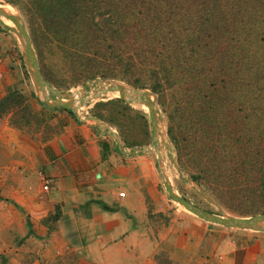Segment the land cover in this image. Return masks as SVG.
Listing matches in <instances>:
<instances>
[{
    "label": "rangeland",
    "instance_id": "1",
    "mask_svg": "<svg viewBox=\"0 0 264 264\" xmlns=\"http://www.w3.org/2000/svg\"><path fill=\"white\" fill-rule=\"evenodd\" d=\"M37 1L44 7L41 6V12L36 15L30 7H24L25 0H0V6L10 5L15 10V16L29 36L43 80L61 95L63 101L74 102L77 109L72 114L87 124L93 123L88 118L97 119L123 150L139 156L142 162H149L152 177L147 174L148 179L142 184L149 193L146 211L151 231L156 233L171 225L178 230L187 221L200 219L176 204L165 184L175 195L221 218H247L232 213L207 187L192 180V176L197 175L195 170L182 168L178 163L177 148L169 136L168 109L152 92V73L142 71L156 66L158 60L150 58L149 54H141L151 48H117V43L114 45L102 37L103 24L100 23L108 18V13L104 14L108 1L87 0L83 3L92 10L88 16L99 24L96 33L95 28L85 29L79 23V16L73 15L80 4L61 0ZM113 4L117 8L124 5L120 0ZM15 32L12 22L0 18V204L9 200L7 196L13 189L11 170L6 168L13 153L6 145L8 141L17 136V141L22 140L24 148L28 149L48 141L60 128L53 123L56 115L48 104L54 103L56 96L36 87L23 41ZM132 65L139 71L127 70ZM115 83L152 94L158 117L156 136L144 101H125L118 92L97 96ZM76 92L81 93L83 101L75 100ZM197 128L201 130L200 126ZM48 223L47 233L38 236L28 219L16 228H4L0 219V264H119L115 260L90 262L80 258V248L75 244L64 246L54 237L53 214ZM157 263L170 264L164 256H158Z\"/></svg>",
    "mask_w": 264,
    "mask_h": 264
},
{
    "label": "trees",
    "instance_id": "2",
    "mask_svg": "<svg viewBox=\"0 0 264 264\" xmlns=\"http://www.w3.org/2000/svg\"><path fill=\"white\" fill-rule=\"evenodd\" d=\"M25 1L35 15L44 7ZM61 1L80 4L73 15L97 32L87 0ZM105 1L102 37L117 48H151L141 54L158 60L142 71L168 109L180 166L232 213L263 214L264 0Z\"/></svg>",
    "mask_w": 264,
    "mask_h": 264
},
{
    "label": "crops",
    "instance_id": "3",
    "mask_svg": "<svg viewBox=\"0 0 264 264\" xmlns=\"http://www.w3.org/2000/svg\"><path fill=\"white\" fill-rule=\"evenodd\" d=\"M51 111L60 127L51 139L28 149L17 136L6 144L13 150L6 162L13 189L0 204L4 228L28 219L43 236L53 214L56 240L75 244L80 258L90 262L158 264L164 256L170 264H264V231L201 219L178 230L171 225L151 231L149 193L142 184L151 176L149 162L123 150L100 122Z\"/></svg>",
    "mask_w": 264,
    "mask_h": 264
},
{
    "label": "water",
    "instance_id": "4",
    "mask_svg": "<svg viewBox=\"0 0 264 264\" xmlns=\"http://www.w3.org/2000/svg\"><path fill=\"white\" fill-rule=\"evenodd\" d=\"M0 18H5L13 23V25L16 27V35L23 41L24 49H25V55L27 59V63L30 67L31 74L34 78V82L36 84V87L41 92L49 91L51 94L56 96V101L52 104H49L50 108H62L71 112H74L77 107L74 106V102L72 100L69 101H63V99L60 97L57 92L53 90L42 78L41 73L38 68L37 59L34 53V50L32 48L29 36L20 22V19L10 14L8 11H6L5 8L0 6ZM109 92H118L120 94V97L124 99L125 101L132 100L135 102L144 101L145 105L148 107L151 119H152V126L154 135L156 136V127H157V121L158 117L156 115V112L154 110V101L151 99L152 94L146 91L136 90L132 88H126L123 84H111L109 88L103 90L100 92L97 96H103ZM131 93V94H130ZM70 97V95H67ZM80 101H83V99H80ZM89 100H85V102H88ZM88 120L95 122L99 124V121L95 118H88ZM156 138H154L155 140ZM165 187L168 191V194L170 198L179 203L182 207H184L187 211L190 213L196 215L198 218L212 223L221 225L228 228H234V229H240V230H254V231H264V213L255 215L252 217L247 218H239V219H224L217 215H214L210 212H207L193 204H191L189 201H187L184 198H181L177 195H175L168 184H165Z\"/></svg>",
    "mask_w": 264,
    "mask_h": 264
},
{
    "label": "bare ground",
    "instance_id": "5",
    "mask_svg": "<svg viewBox=\"0 0 264 264\" xmlns=\"http://www.w3.org/2000/svg\"><path fill=\"white\" fill-rule=\"evenodd\" d=\"M10 6V5H9ZM8 5H2L3 8L6 9V11H8L10 14L12 15H16V12L13 8L9 7ZM14 10V11H13ZM4 20H7L5 18H3ZM9 21V20H8ZM48 92V91H47ZM81 94V93H80ZM79 93H75L74 97H75V100L77 99H81V95ZM109 94V93H108ZM131 94V93H130ZM83 97V96H82ZM78 104V103H77ZM82 110V109H81ZM162 159V158H161ZM162 163V162H161ZM164 174V173H163ZM165 176V175H164ZM169 179V178H168ZM176 204H179V203H176ZM180 205V204H179ZM184 208V207H183Z\"/></svg>",
    "mask_w": 264,
    "mask_h": 264
},
{
    "label": "built area",
    "instance_id": "6",
    "mask_svg": "<svg viewBox=\"0 0 264 264\" xmlns=\"http://www.w3.org/2000/svg\"><path fill=\"white\" fill-rule=\"evenodd\" d=\"M47 185H48L47 183H44V185H43L42 188H43L44 190H46V189H47Z\"/></svg>",
    "mask_w": 264,
    "mask_h": 264
}]
</instances>
